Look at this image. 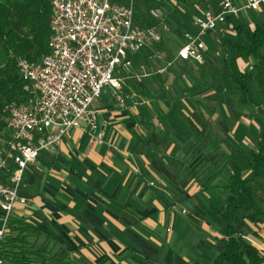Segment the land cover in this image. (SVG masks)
<instances>
[{
    "label": "crops",
    "instance_id": "1",
    "mask_svg": "<svg viewBox=\"0 0 264 264\" xmlns=\"http://www.w3.org/2000/svg\"><path fill=\"white\" fill-rule=\"evenodd\" d=\"M151 1L141 0V3L146 9L153 8L155 6ZM220 7L209 10L218 13ZM197 14L190 15V21L183 31L198 32L192 24ZM231 18V26L222 24L216 32L205 37L209 48L207 59L213 48L210 37L226 27L229 32L232 31L236 24ZM229 32L226 40L221 42L225 48L223 62L226 70L225 60L229 58V49L225 44L236 37L234 31ZM155 49L132 58L130 75L133 77L125 82L122 90L126 97L124 107L108 89L94 103L98 119L97 133L102 135V144L92 135L73 129L62 139L56 155L41 152L27 169L21 194L27 198L28 204L16 205L7 243L9 252L14 255L13 264H21L15 260L16 257L26 258L28 263L24 264H33L31 256L21 253L24 247L32 248L37 254L48 253L58 260L57 264L214 263L218 255L216 240L226 236L216 209L215 220L211 219L213 225L203 226L191 217H173L163 204L168 197L161 187L164 184L173 187L179 182L172 172L180 167L160 164L166 144H160L159 133L149 130L151 127L147 125L146 111H141L147 107L141 106L140 66H146L143 59L148 57V53L158 60ZM177 63L182 62H175V66ZM237 64L241 72L254 70V61L250 59L239 58ZM262 67L264 69V62ZM235 85L245 106L255 104L254 91L261 89L260 98L255 100L262 107L264 120V78L260 81L256 79L253 83L248 102L242 99ZM253 110L254 114L259 112L258 108ZM247 120L249 131L246 129L239 143L248 147L246 167H249L250 151L258 149L264 136V125L252 118ZM234 165L244 167L239 162ZM245 171L249 173V170ZM193 183L191 178L188 184ZM198 192L195 190L190 197L194 198ZM217 229L222 231L221 234ZM260 235L264 238V226ZM251 241L264 252L262 241L253 237Z\"/></svg>",
    "mask_w": 264,
    "mask_h": 264
},
{
    "label": "built area",
    "instance_id": "2",
    "mask_svg": "<svg viewBox=\"0 0 264 264\" xmlns=\"http://www.w3.org/2000/svg\"><path fill=\"white\" fill-rule=\"evenodd\" d=\"M262 5L264 0H222L218 13L201 11L192 19L198 32L183 31L181 47L162 72L178 61L206 64L205 37L229 17ZM160 20V12L141 0H52L48 54L18 62L32 98L11 102L0 126V264H13L7 243L16 205L28 204L21 194L27 169L41 152L56 155L73 129L103 143L93 105L107 89L126 105L122 90L133 77L132 58L162 43ZM140 71L141 78L148 75L143 64Z\"/></svg>",
    "mask_w": 264,
    "mask_h": 264
},
{
    "label": "rangeland",
    "instance_id": "3",
    "mask_svg": "<svg viewBox=\"0 0 264 264\" xmlns=\"http://www.w3.org/2000/svg\"><path fill=\"white\" fill-rule=\"evenodd\" d=\"M151 2L161 14L158 22L162 27L163 41L155 49L158 60L149 53L143 59L148 75L141 78V106L147 108L141 111H146L147 125L151 127L149 130L159 133L160 144H166L160 164L180 167L172 172L177 175L179 182L173 187L167 184L161 187L168 197L167 201L163 200V204L173 217H191L203 226H212L215 209L221 207L226 198L225 186L228 185L233 163L239 162L244 166L241 167L243 170H249L246 167L248 147L239 143V140L245 135L247 118L264 125L262 107L257 102L262 94L261 89L254 91L253 95L257 99L253 98L254 105L243 104L223 62L225 48L221 42L226 40L228 27L210 37L213 48L210 49L206 64L177 63L162 74L160 71L168 60L174 59V53L183 43L182 34L190 21V15L216 9L222 5V0ZM233 18L235 24L245 27L264 26V5L259 11H246L239 15V19ZM253 108H258L259 112L254 114ZM236 127L237 132L234 131ZM191 178L194 183L188 184ZM195 190L199 192L194 198L190 197ZM218 221L227 236V226ZM217 230L221 234L222 231ZM21 253L31 256L33 264L58 263L55 257L46 252L37 254L30 247H24Z\"/></svg>",
    "mask_w": 264,
    "mask_h": 264
},
{
    "label": "trees",
    "instance_id": "4",
    "mask_svg": "<svg viewBox=\"0 0 264 264\" xmlns=\"http://www.w3.org/2000/svg\"><path fill=\"white\" fill-rule=\"evenodd\" d=\"M51 16L52 0H0V126L11 102L22 103L32 98L24 90L27 81L20 74L18 62L20 59L36 62L48 54ZM227 23L231 26L233 19L229 17ZM231 30L236 37L225 44L229 49L225 63L242 99L248 102L253 83L264 78V26L236 24ZM239 58L254 61V70L241 72ZM248 172L233 166L225 187L226 199L216 209L228 234L216 240L218 255L213 264H264V252L251 241L253 237L264 244L260 235L264 226V136L258 149L250 151ZM15 260L28 263L24 257Z\"/></svg>",
    "mask_w": 264,
    "mask_h": 264
}]
</instances>
